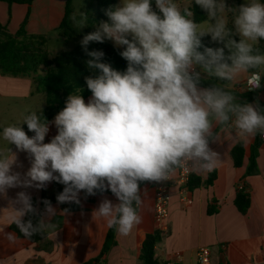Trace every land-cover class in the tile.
Segmentation results:
<instances>
[{"label":"clouds","instance_id":"clouds-1","mask_svg":"<svg viewBox=\"0 0 264 264\" xmlns=\"http://www.w3.org/2000/svg\"><path fill=\"white\" fill-rule=\"evenodd\" d=\"M193 3L206 13L199 22ZM105 15L107 21L81 40L87 68L99 70L85 77L88 101L78 87L52 121L32 111L21 123L3 128L0 198L8 201L11 223L25 239L55 227L57 215L47 199L40 212L26 189L45 190L56 182L64 186L57 203L76 205L82 192L87 199L110 191L118 202L104 196L92 215L127 236L142 222L141 185L166 182L188 165L214 170L220 155L210 144L216 142L217 127L232 128L244 138L264 136V109L239 102L232 90L243 79L248 90L261 87L264 0L239 6L227 0H119ZM70 19L78 28L87 22L80 11ZM205 37L219 46L204 45ZM105 40L123 48L125 71L103 62L102 50H88L90 42ZM204 76L217 83L202 86ZM52 124L57 134L45 143ZM19 152L29 160L24 172L16 170L23 168ZM17 188L22 190L9 197ZM34 216L39 217L35 222ZM0 235L9 242L17 239L4 230Z\"/></svg>","mask_w":264,"mask_h":264},{"label":"crops","instance_id":"crops-1","mask_svg":"<svg viewBox=\"0 0 264 264\" xmlns=\"http://www.w3.org/2000/svg\"><path fill=\"white\" fill-rule=\"evenodd\" d=\"M65 2L66 0H33L28 7L25 4H7L0 1V24L5 26L9 33H16L29 9L27 34L50 37L51 32L60 25ZM183 2L187 4L189 0ZM107 41L114 45L112 41ZM245 80H241L233 90L243 91ZM257 97L264 100V77ZM89 98L90 96L85 101ZM0 99L8 104H15L13 111L8 107L3 115L16 122H22L25 115L32 111L39 112L45 107L43 95L32 93L31 81L27 78L0 75ZM56 134L54 124L50 125L45 143L50 142ZM31 135L33 133L29 136ZM240 141L244 146V158L242 166L234 168L230 151ZM253 141L254 138L236 135L232 128L221 127L216 133V142L210 144L220 155L217 166L212 171L193 166V175L201 182L214 172L215 180L212 185L200 186L191 191L170 185L169 213L165 222L167 229L154 249V258L160 264L175 252L182 255L181 264H195V253L200 247L210 249V264H264V143L258 149L257 174L245 178L250 194L248 211L241 215L233 206L235 186L245 172ZM9 147L13 152L17 151L14 145ZM17 156L23 168L16 170L26 171L30 166L27 154L19 152ZM175 176L176 172L172 177ZM63 187L61 184L56 187L52 182L44 191L47 197L57 196V189L62 192ZM21 190L10 189L8 195L14 198ZM141 190L142 204L138 211L142 222L127 236L115 233V245L104 257L103 264H109L110 257L113 264H140L138 257L141 243L147 234L157 229L153 222L152 186L150 183L145 184ZM26 191L37 203L40 190L29 188ZM104 196L113 203L118 202L112 193H104L103 196L98 193L85 199L82 192L80 205L58 204L55 197L52 202L57 211V215L52 218L55 227L44 231L46 238L38 243H30L16 236L14 242H9L0 235V264H83L95 258L100 253L109 229L105 219L92 215L93 209L98 207ZM211 200L215 201L217 212L207 215V206ZM64 209L69 211L65 213ZM10 215L8 201L0 198V230L12 232L9 229Z\"/></svg>","mask_w":264,"mask_h":264},{"label":"trees","instance_id":"trees-1","mask_svg":"<svg viewBox=\"0 0 264 264\" xmlns=\"http://www.w3.org/2000/svg\"><path fill=\"white\" fill-rule=\"evenodd\" d=\"M7 4L19 3L25 4L30 7L33 0H0ZM71 1L66 0L64 6V15L60 22V25L54 32H57L64 40H68L74 37L82 38L93 31H95L101 21H107L105 10L112 5L117 3V0H95V17L92 18V28L85 32L79 33L74 27L70 25V17L72 15ZM193 10L195 12V19L197 22L201 21L206 17L199 6L193 3ZM29 15L28 12L21 22L16 33L11 34L7 28L0 24V75L3 77L11 78H27L31 81L32 93L42 94L45 100V107L40 110L43 116L48 121H52L55 115L63 109L67 96L75 91L78 87L82 89V95L84 99L91 96V92L87 89L85 83V77L96 76L99 74V70L89 69L86 66V61L89 57L86 55L81 44L75 46L71 50L63 51L57 55L50 57L45 51H37L31 48L32 44H38L39 46L49 41L47 35H30L26 32V23ZM53 32V33H54ZM203 44L209 47H217L219 45L211 42L210 37L203 39ZM261 51H264V41L260 42ZM88 50H102L105 53L103 62L110 63L113 68L119 71H125L127 68V61L120 56V52L123 49L117 48L110 42L105 40L104 43L90 42ZM202 51V49H201ZM217 83L213 78L206 76L202 77V86L207 87ZM233 90V89H232ZM236 93L237 100L239 102H255L264 109V100H259L257 94L259 89L253 92L233 90ZM39 111V112H40ZM38 112V113H39ZM28 135L32 134L28 132L27 126L23 127ZM221 127H217L216 133ZM3 128L0 127V133ZM264 143V140L257 134L254 137V141L250 146L249 155L247 157V165L245 172L238 180L233 198V206L236 211L245 215L250 206V194L249 188L245 182V178L248 176L257 174L256 158L258 155V149L260 145ZM230 158L234 168L242 166L244 158V146L243 143L237 142L230 151ZM215 180V173L211 172L207 179L203 182L193 174L191 175L189 182L186 185V189L191 191L200 186L208 187L211 186ZM56 187L59 183L54 182ZM145 185V184H144ZM144 185H141L144 186ZM60 193L57 189L56 194ZM106 194L111 193L105 192ZM56 196L47 197L44 190H40L38 202L33 200L34 206H36L40 212L44 208L41 201L47 199L51 203L55 200ZM217 212L216 203L211 200L207 206V215H213ZM29 217H25L28 219ZM35 222L39 217H31ZM10 231L20 239H25L20 233L16 226L11 223L9 225ZM115 233L114 228H109L100 253L93 259L83 264H103L104 257L115 245ZM46 238V233L34 235L31 239H25L30 243H38ZM162 240V233L158 230H154L151 234H147L143 239L140 251L139 261L140 264H160L156 258H154V249L157 244Z\"/></svg>","mask_w":264,"mask_h":264},{"label":"built area","instance_id":"built-area-1","mask_svg":"<svg viewBox=\"0 0 264 264\" xmlns=\"http://www.w3.org/2000/svg\"><path fill=\"white\" fill-rule=\"evenodd\" d=\"M263 78V77H262ZM261 78V82H262ZM249 85L247 79L244 82L243 91L253 92L256 90H248ZM260 138L264 140V136L260 135ZM193 174V166L188 165L182 169L176 171V176L171 177L168 181L155 184L150 183L153 189V222L156 226V230L164 233L166 231L165 222L168 218V206H169V187L171 184L186 189V185L189 182L191 175ZM182 255L178 252L171 254L163 264H181ZM195 264H210V249L208 247H200L195 253Z\"/></svg>","mask_w":264,"mask_h":264},{"label":"rangeland","instance_id":"rangeland-1","mask_svg":"<svg viewBox=\"0 0 264 264\" xmlns=\"http://www.w3.org/2000/svg\"><path fill=\"white\" fill-rule=\"evenodd\" d=\"M244 2L245 0H227V3L230 6H239L240 4ZM71 9H72V15L73 13H78L80 11L86 14L87 16V22L81 28H78V26L75 25L70 19V25L74 27V29L77 32L82 33L92 28V18L95 17V9H96L95 0H72ZM77 18L79 19V16ZM51 33L52 34L50 35L48 42L44 43L43 45L41 44L40 46L38 44H32L31 48L37 51H45L48 53L50 57H53L60 52L71 50L75 46L81 44L80 38L74 37L68 40H64L57 32H54V33L51 32ZM8 107H9V110L13 111L15 109V104L13 102L8 104L4 100L0 99V127L21 123V122H16V120H8L5 117V115H3L6 109H8ZM25 126L27 125L26 124L22 125V127H25ZM5 147H6V142L3 141L2 132H1L0 133V149H3ZM109 264H113L111 263V257L109 260Z\"/></svg>","mask_w":264,"mask_h":264}]
</instances>
